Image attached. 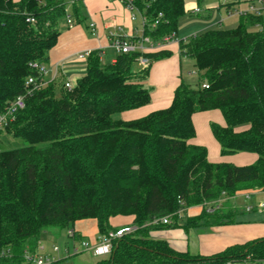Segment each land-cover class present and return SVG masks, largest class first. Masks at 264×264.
Segmentation results:
<instances>
[{"label": "trees", "instance_id": "trees-1", "mask_svg": "<svg viewBox=\"0 0 264 264\" xmlns=\"http://www.w3.org/2000/svg\"><path fill=\"white\" fill-rule=\"evenodd\" d=\"M135 6L145 20L143 36L153 42L177 37L183 0H136ZM65 7V0H0V113L18 96L25 101L4 128L24 145L0 151V264H22L41 236L73 230L80 221H95L97 235L107 236L117 230L110 220L118 216H131L135 230L112 239L110 254L89 264H264V237L191 256L151 235L233 224L237 210L227 199L264 190L263 18L240 16L233 29L178 40L196 86L181 81L168 108L122 121L115 116L149 104L150 65L172 54L144 55L150 64L137 72L138 54L102 64L94 51L70 91L47 85L27 95L25 81L36 76L30 64L48 62ZM70 17L84 22L80 5L72 4ZM211 110L225 123L210 125L220 155L255 154L252 165L211 164L204 147L187 143L195 136L193 114ZM199 205L198 215L178 223L179 210ZM166 216L169 225L152 224Z\"/></svg>", "mask_w": 264, "mask_h": 264}, {"label": "crops", "instance_id": "crops-1", "mask_svg": "<svg viewBox=\"0 0 264 264\" xmlns=\"http://www.w3.org/2000/svg\"><path fill=\"white\" fill-rule=\"evenodd\" d=\"M13 1L18 2L19 0ZM70 3L81 6L84 22L76 23L70 17L73 23L71 28L66 25L64 18L58 23L59 36L54 47L49 51V59L45 65L47 71L43 77L46 86L52 85L56 92L62 89L65 82H69L75 86L85 76L87 61L76 59L75 56L78 53L100 51L102 64H113L116 54L109 47L111 42L110 36L128 38L143 36L140 17L135 15V19L131 20V13L117 0H65V9L69 7V14L72 7ZM195 7L200 8L195 0L185 3L184 10H189V15L187 17L185 13L179 20L178 25L184 21L193 22L194 16L198 19L197 17L202 13L201 11L196 15L190 13L191 9ZM204 7L203 14L205 17L198 19L199 23H196L198 29L194 30L190 36L198 35L208 30H230L237 26L238 18L226 17L223 9L216 7V3H207ZM262 18L264 28V15ZM232 19H235L236 23L233 26L223 28L226 20ZM91 23L94 26V35L91 34L88 27ZM163 50L171 52V57L152 63L148 71V77L144 82V86L146 85L145 87L150 89L149 104L136 110L121 113L128 119L122 121L137 120L147 116L149 113L168 108L176 87L181 81L187 84L182 68L187 61L191 60L179 55L177 43H169ZM190 74L195 76L194 73H189L188 75ZM191 121L195 136L187 143L193 146L204 147L209 163L244 167L252 165L257 160V155L250 153L220 155V146L212 136L210 130L211 124L220 127L225 126L223 117L218 110L195 113L191 117ZM203 133L206 134L204 139L201 138ZM243 193L238 192L235 196L227 199L229 205L237 210L233 224L198 227L188 230H184L181 227L167 228L155 231L151 235L154 238L166 241L175 252L188 253L191 256H210L221 252L227 247L263 238L264 213L245 212L243 209L245 205L242 197ZM259 199L260 196L256 195L252 202H257ZM201 209V205L186 208L179 219L185 213H189L190 216L194 217L200 213ZM132 219L131 216H118L111 219L110 224L113 228L116 229L118 227L117 229H119L131 225ZM91 221H80L75 223L73 227V231L82 240H85L86 237L88 240H95L98 236L96 223H90ZM93 226L95 227V234L92 232Z\"/></svg>", "mask_w": 264, "mask_h": 264}, {"label": "built area", "instance_id": "built-area-1", "mask_svg": "<svg viewBox=\"0 0 264 264\" xmlns=\"http://www.w3.org/2000/svg\"><path fill=\"white\" fill-rule=\"evenodd\" d=\"M111 1V0H107ZM123 7L131 13V20L135 19V15H138L141 19L142 29L144 27V18L139 14L136 9L135 1L136 0H117ZM71 5L73 3H70ZM70 6V5H69ZM218 9H223L224 14L227 17H240L244 15H252L255 17H262L264 15V0H218L216 3ZM69 7L65 9L66 16L64 17L66 25L71 28L73 23L69 14ZM200 12V8L195 7L191 9L190 13L196 15ZM161 18V15H158ZM26 22L32 24L34 20L32 18L26 19ZM157 22L153 23L150 28H154ZM89 29L91 34L94 35L93 24H89ZM110 45L109 47L115 52L116 55L120 54H138L135 59V63L141 67V70L146 69L150 61L144 56L146 54L155 53L162 51L163 48L169 43H177V38L173 36H165L159 41L153 42L149 37L141 36L139 38H128V37H119V36H110ZM89 52L78 53L75 57L78 60H86L89 56ZM30 68L36 73V76H30L25 81V86L27 95L31 92H35L45 87L46 84L43 80L44 75L46 74V66L39 63H31ZM65 90L70 91L74 88L69 82H65L62 86ZM202 88H207L205 84H202ZM25 107V101L23 96H18L15 98L4 110L3 113H0V133L4 131V128L8 123L14 120L15 114ZM260 196V199L257 202H252L255 196ZM244 199V211L245 212H257L264 213V190H255L247 191L242 194ZM221 200L214 207L218 208ZM184 210H179L177 212L178 217L183 213ZM211 212L212 209L209 208ZM153 225L162 224L169 225L170 217L166 216L160 220H155L152 222ZM134 227H123L117 229L115 232L108 234L107 236H97L94 243H89L84 240L76 241L74 240V231L69 230L66 232L67 238L71 239L75 243H79V247L72 246V255H78L80 253L89 252L93 257L101 258L110 254L111 252V241L114 238L121 237L125 234L131 233L134 231ZM38 249L35 253H26L23 258L22 264H53L54 262L59 261L60 259L56 256L58 253V248L56 246L52 247V253H44L43 246L38 243ZM65 255L68 256L69 251L65 249ZM237 264V263H234Z\"/></svg>", "mask_w": 264, "mask_h": 264}, {"label": "rangeland", "instance_id": "rangeland-1", "mask_svg": "<svg viewBox=\"0 0 264 264\" xmlns=\"http://www.w3.org/2000/svg\"><path fill=\"white\" fill-rule=\"evenodd\" d=\"M187 2H191V0H185L184 6H185V3H187ZM217 2H218V0H203L202 3L199 5V7L201 8L200 11L202 13L197 18L202 19L205 17L203 13L205 10L204 6L207 3H217ZM185 13H186V16L188 17L189 10L185 11ZM195 17L196 16L193 17V20H192L193 22L184 21L183 23H180L178 25L177 40H182V39L186 38L187 36H190V34L194 30L198 29L197 24L199 23V20L196 19ZM235 23H236L235 19L226 20L223 28L233 26V24H235ZM182 69H183V76H184L185 82L194 88L196 86L198 77L196 74H195V76L191 75V74L188 75L189 73H193L192 61H187L185 66H183ZM135 70L138 72L141 70V67L139 65L135 64ZM115 118L120 119V120H128L126 117L123 116V114H118L115 116ZM129 118H131V117H129ZM199 135H200V133H199ZM205 136H206V134L203 133L201 135V138L204 139ZM23 145L24 144L22 141H20L19 139H12L11 137L7 136L4 131H2L0 133V151H7V150L20 148ZM219 205L221 206V203ZM228 205H229V203H228ZM208 206L209 205L207 204V208H208ZM239 211H240V209H239ZM189 217H192V216H190L189 213H185L182 216V218L178 219V223H180V224L184 223V221ZM90 223H95V221L92 220ZM124 227H132V226L129 225V226H124ZM117 228L118 227H116V229ZM121 228H123V227H121ZM92 232L94 234L96 233L94 226L92 227ZM84 241L89 242V243H94L95 240H92V239L88 240V238L86 237ZM39 243L43 246V248H44L43 252L44 253L54 254V253H52V247L56 246L58 248L59 251L56 255L60 259L58 264H89V263H93L96 260H98L97 257H93L89 252H84V253H80L78 255L73 256L72 255V249H73L72 246L79 247V243H75L71 239L67 238L65 231H60L59 234L56 232H52L51 234L48 233L47 235L45 234V235L40 237ZM65 249H68V251H69L68 256H66L64 253Z\"/></svg>", "mask_w": 264, "mask_h": 264}]
</instances>
